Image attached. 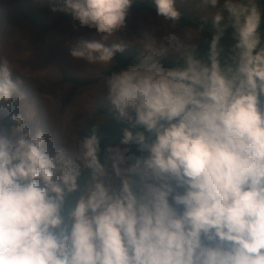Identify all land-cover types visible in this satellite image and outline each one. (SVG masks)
Returning <instances> with one entry per match:
<instances>
[{"label":"clouds","instance_id":"obj_1","mask_svg":"<svg viewBox=\"0 0 264 264\" xmlns=\"http://www.w3.org/2000/svg\"><path fill=\"white\" fill-rule=\"evenodd\" d=\"M136 2L50 9L94 29L73 58L118 69L103 98L134 157L106 144L102 163L96 122L73 142L13 110L22 81L0 55V264H264L261 0H151L173 24L178 5L214 10L210 35L145 33L119 67L128 45L118 33Z\"/></svg>","mask_w":264,"mask_h":264},{"label":"rangeland","instance_id":"obj_2","mask_svg":"<svg viewBox=\"0 0 264 264\" xmlns=\"http://www.w3.org/2000/svg\"><path fill=\"white\" fill-rule=\"evenodd\" d=\"M49 0H0V55L9 59L13 77L22 83L19 90L24 98L13 110L23 108L32 114L33 120L49 132H55L66 140L75 141L88 131L91 123L97 126L106 120L99 109L110 108L103 98V74L109 65H88L82 59L73 58L70 49L80 39H90L94 29L81 27L77 21H68L60 27L38 36L37 27L23 15L35 16L40 22L50 21L61 12H52ZM179 10L192 15L211 18L214 10L196 5H178ZM159 37L166 32L178 35H195L197 30L162 22L160 18L144 12L130 11L126 29L118 33L127 43L124 54L132 52L135 41L143 40L145 33ZM200 37L201 34L199 33ZM63 74L93 77L98 80L79 87L69 104L60 109L61 100L67 95L69 85L61 82ZM15 99V98H14ZM119 142L114 146H118ZM126 155L134 157L128 146ZM109 165L107 161L106 166Z\"/></svg>","mask_w":264,"mask_h":264},{"label":"trees","instance_id":"obj_3","mask_svg":"<svg viewBox=\"0 0 264 264\" xmlns=\"http://www.w3.org/2000/svg\"><path fill=\"white\" fill-rule=\"evenodd\" d=\"M258 7H260L261 10L264 11V0H261V2L258 4ZM130 11L144 12L152 16H156L155 10L151 4V0H137V2L134 3L130 8ZM180 12H181L180 20L175 22L174 25L194 29L197 31H199V29L203 27L204 31L199 32L201 34V38L210 35L211 18L201 16L200 14L189 15L182 12L181 10ZM23 16L29 22L33 23L37 27L38 36H43L46 33L60 27L61 25L65 24L70 20L75 21L72 19V17L69 14L63 12L57 14L50 21L45 23L40 22V20H38L35 16L28 15L26 13H24ZM205 18H207V22ZM167 22L173 24V22L171 21H167ZM139 51H140L139 46L134 45L132 47L131 54L126 55L124 54V52L116 53L114 56V63L119 67H124L127 64L131 63L139 55ZM198 51L201 52V54H203L202 46L198 47ZM113 70H118V69L109 65L105 70L102 71V73L108 75ZM97 80H98L97 78H93V77L63 74L61 77V82L67 83L69 85V90L67 92V95L61 100L60 109L63 110L65 106L69 104L76 90L79 87L91 85L95 83ZM109 109L110 108L99 109V113H101L106 117V120L98 125V135L101 136V150L99 153V158L101 162L104 163L105 165L108 161V156L107 153L104 151V146L106 144L110 146H114L116 143H118L120 137V129L127 126L126 124L115 118V116L110 112ZM128 147L134 156L139 155L134 145H129Z\"/></svg>","mask_w":264,"mask_h":264}]
</instances>
